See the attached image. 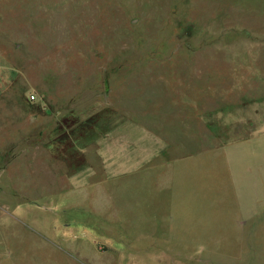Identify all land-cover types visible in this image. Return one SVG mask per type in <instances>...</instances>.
Segmentation results:
<instances>
[{
	"label": "rangeland",
	"instance_id": "1",
	"mask_svg": "<svg viewBox=\"0 0 264 264\" xmlns=\"http://www.w3.org/2000/svg\"><path fill=\"white\" fill-rule=\"evenodd\" d=\"M0 53V239L40 245L0 264H264V173L227 155L264 119V0H0Z\"/></svg>",
	"mask_w": 264,
	"mask_h": 264
},
{
	"label": "crops",
	"instance_id": "2",
	"mask_svg": "<svg viewBox=\"0 0 264 264\" xmlns=\"http://www.w3.org/2000/svg\"><path fill=\"white\" fill-rule=\"evenodd\" d=\"M17 46L19 45V43L16 44ZM1 61H5V62H1ZM0 65H2V67L0 68V92L4 93L6 91H8V89H11L12 84L14 82H17V80H19L22 77L21 72L14 68L11 67V65L9 64V62H7V58L4 57L1 53H0ZM19 100L14 101V106L15 107H20ZM17 103V104H16ZM0 123H6V118L4 116H2L3 114L1 113V109L2 107L8 106V105H4L2 106V103L0 102ZM11 107V106H8ZM15 107H11V109L16 110L19 113V116L17 118L20 117V119H24V117L22 116L23 114H21V112L16 109ZM24 113V112H23ZM9 119L10 117H12L11 115L7 116ZM23 117V118H22ZM14 118V117H12ZM15 118V119H17ZM244 122H247L248 125L250 126V128H253L254 133H256V135H251L252 137L248 136L243 138V145L242 146H238V147H233L231 149H228V156L233 158V162L234 164L239 163V165H241V167H238L237 171L238 173L236 178L238 176H242L243 180H247L248 182H250V173L252 171L255 172H260V173H264V165L263 166H258L255 168V166L253 164H251V160L247 157H250L252 155H256V156H260L264 157V150L262 149V144L260 142L264 141V129L261 127L262 125H264V119H261L259 117H251V118H244L243 119ZM23 122L25 123V121L23 120ZM25 126V124H24ZM21 130H19L18 132L14 131L15 134L14 135V139L18 140L20 139V137L23 135L21 132ZM251 141H254V145L255 146H251ZM257 141V142H255ZM260 141V142H259ZM236 158V159H235ZM264 163V162H263ZM237 180V179H236ZM235 182H239L237 181H232V187L233 185H235ZM264 198V193H262L261 195ZM263 198H259L257 199V201H259L260 203H256V204H260L262 205L264 202ZM251 214V213H250ZM250 214H248V216H250ZM247 216V217H248ZM243 217V216H242ZM240 220V219H239ZM237 220V221H239ZM263 224V222L260 223V225ZM264 225V224H263ZM264 228V227H262ZM262 228L260 230H262ZM25 233L27 232H19V231H14V232H7L6 234H8V236L6 235V237H10L15 241L17 244L22 245L21 248L22 250L25 249V252H22L23 254L19 255V260H24L26 262V254L31 253V252H36L40 249H38L40 247L39 244H37V241H32V240H22L21 238L24 237ZM29 236L28 237H36L38 234L37 230H32L29 232ZM4 237L5 234H3L0 231V237ZM261 236H264L263 231H261ZM10 240L9 239H0V252H7V253H11V250L8 247V244H10ZM15 243V244H16ZM33 245V246H32ZM28 250V251H27ZM10 260L13 259V257L10 256L9 258ZM13 261V260H12ZM22 264V262L20 263ZM28 264V263H27Z\"/></svg>",
	"mask_w": 264,
	"mask_h": 264
}]
</instances>
